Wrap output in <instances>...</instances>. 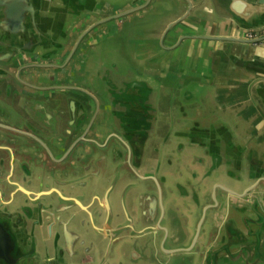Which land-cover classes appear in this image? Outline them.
Returning <instances> with one entry per match:
<instances>
[{"label": "crops", "instance_id": "1", "mask_svg": "<svg viewBox=\"0 0 264 264\" xmlns=\"http://www.w3.org/2000/svg\"><path fill=\"white\" fill-rule=\"evenodd\" d=\"M13 1L17 3L19 12L25 13V16L31 11L35 13L40 35L31 28L30 22L32 31L30 40L21 33L15 35L5 32L10 24L7 23L10 19H7L5 11ZM116 2L121 3L118 8L110 6L115 5ZM135 7H141V9L123 18L110 19L119 12ZM150 11L160 13V17L163 12L166 13L162 18L165 20L163 27L152 35L156 41L154 48L164 52L160 68L163 71L166 69L169 73L172 68L173 75L169 81L171 89L177 87V90L187 94V98L193 95L198 98L201 94H207L213 108L223 110L226 117L227 114L237 117L238 124L242 122L240 128H237L242 138L241 142H237L240 148L254 147L251 144L253 138H258V142L262 143L264 117L258 108L260 106L264 111V45L208 38L211 36L241 37L245 30V27H241L232 18L217 13L212 0H0V69L9 71L8 84H10L9 91L5 89L0 91V126L16 127V124L21 121L22 109L16 104L23 97L44 99L50 96H68L75 97L77 101L83 100L76 94L80 92L76 89L82 88L88 92V88L84 87L79 80L75 81L74 75L79 74L84 62L86 42L102 28L118 31L123 26V20H129L132 15L140 17ZM182 17H185L183 21L169 28L172 22ZM107 18L110 20L88 30L96 22ZM27 26L25 21L19 28L22 30ZM10 37L13 41L7 42ZM15 50L19 53L12 56V51ZM72 52V56L68 59ZM153 67H155L154 64ZM31 74L36 77L28 82L34 86H27L26 81ZM100 76L110 86L111 96L108 97L107 108L115 112L119 133L107 131L108 133L98 134L100 135L98 141L101 143L111 141L114 133L124 137L129 128L133 131L142 129L143 133L152 130L156 119V110L152 101L153 87L145 81L127 82L121 86L114 85L110 75L100 74ZM53 87H69V89L53 90ZM75 87L78 88L74 91ZM93 112L94 109L91 113ZM221 119L228 121L223 117L220 121ZM218 122V120H208V122L196 120L193 127L173 129L171 136L174 140L171 145H175V148L182 143L179 149L181 153L186 148L190 149V152L179 162L183 163V166L179 167L178 173L173 178L170 175L172 164L167 162L160 168L155 152L152 148L148 149V142L142 146L137 142L136 134L131 138L135 149L130 155V160H133L131 163L138 168L143 177L172 178V183L168 180L162 183L166 216L160 227L153 224L154 227L151 228L138 222L144 212L155 209L157 213H160L159 193L155 188L151 192L148 190L141 193L140 207H136L134 199L137 194L133 191L134 189L127 190L126 186L124 191L123 187L126 183L117 185L109 193L110 207L104 188L92 198H83L66 189L65 183L68 180L66 176H56L57 182L51 180L49 188L39 190L28 186L27 165L23 166L24 163L21 162L16 165L15 170H10L6 163L5 179L11 181L13 185L4 194L1 192L3 189L0 188V221L6 230L10 229L12 234L7 240L13 244L11 248L14 257H23L31 249V243L34 241L35 253H39L40 264H60L61 262L68 264H200L201 244L197 243L190 247L202 207L209 203V190L203 192L201 188L205 182H209L210 185L215 183L210 181L211 174L216 172L210 171L213 164L211 154L223 156L227 154V150L216 147L217 151L212 153V150L210 153L207 151L208 148H202L200 151L196 149L197 144L193 140L214 136L212 130L218 129L220 126ZM209 125L210 129L205 127ZM221 125L224 126V124ZM0 132L4 130L0 129ZM61 135H65L64 129L61 130ZM167 135L168 133L164 132L162 139L165 140ZM190 136L194 139L192 140ZM76 137L82 139L84 136L78 134ZM85 137L95 139L93 129ZM71 144L72 141H69L64 146L60 145L62 150L54 151V157L64 158L72 149ZM83 145H85L84 141H80L71 150L73 156L81 157ZM120 156L122 154L117 148L114 153L111 152L110 159L117 164L120 162ZM263 156H255L257 163H264ZM234 157L235 155L230 159ZM176 164L178 163H174ZM84 165L87 167L85 173L87 177L93 175L97 176L95 177L97 179H104L103 171H99L100 162L88 166V162L83 161ZM175 167L177 166L172 169ZM125 168L127 172H131L127 165ZM254 176H259V173L251 177ZM212 178L218 181L215 176ZM113 180L115 181L114 176L110 181ZM225 182L227 183V180ZM80 183L84 184V179ZM116 184L117 182H114V187ZM211 190L212 188L210 192ZM43 192L52 194L51 196L55 199L54 212L48 210L47 198L40 197ZM121 195H124L126 205L134 217L136 226L132 229L119 230L121 225L127 223L123 212L124 204L120 203ZM14 198L21 200L18 207L11 206ZM6 208L9 213H12L11 217L4 215L3 210ZM16 210L20 213V221H24L27 225L24 231L13 227L18 219L13 214ZM81 211L82 217L78 221L68 219L67 215ZM110 211L114 215L112 220L106 215V212ZM94 212L102 214L94 218ZM51 214L61 217L65 225L55 224ZM118 214L120 217L116 218ZM110 217L112 216L109 215ZM210 219L212 220V216ZM157 228L160 229L156 230ZM97 241L101 242V248L98 247ZM184 248H190V250L184 251ZM0 264H4L1 258Z\"/></svg>", "mask_w": 264, "mask_h": 264}, {"label": "water", "instance_id": "2", "mask_svg": "<svg viewBox=\"0 0 264 264\" xmlns=\"http://www.w3.org/2000/svg\"><path fill=\"white\" fill-rule=\"evenodd\" d=\"M212 1L214 2V7L217 13L228 16L235 20L241 27H245L244 32L264 27V0ZM139 9H141V7H135L119 12L110 17V19L112 20L123 17ZM5 12L7 19L11 20H7V23L10 24H8L5 32L15 35L19 33L24 34L27 40L32 39L31 28L38 33L36 16L33 11L25 16V13L19 12L17 3L13 1L10 5H8ZM28 18H30V21H28ZM184 18L185 17H182L172 22L169 25V28L183 21ZM110 19L107 18L100 22H96L94 25L89 27L88 30H91L94 26L105 21H109ZM25 21L28 26L20 30L19 27H21L22 23ZM29 22L31 24V28ZM208 38L217 40H232L252 44H257L264 39V37L246 39L243 36H211ZM12 41L13 39L10 37L7 42ZM12 52V56L19 53L17 50ZM72 54L73 52L70 53L68 59L72 56ZM31 67L36 68V66ZM35 77L36 76H34V74L28 76L26 85L34 86L28 81L34 80ZM20 79H22V77H20ZM8 82L9 71L1 68L0 91L2 89L9 91ZM76 88L78 87L73 89ZM58 89L67 90L69 87H53V90ZM79 90H82V92H85L92 97V95L85 89L81 88ZM50 98L56 97L50 96ZM57 98L61 102L57 104L58 106L55 108L50 106L48 101L44 103L42 99L39 98L23 97V99L21 98L20 102L17 104V106L22 109L20 112L21 121L16 124V127L0 126V129L4 130V132H0V188L3 189L1 192L4 194L5 191L13 185L11 181L5 179L6 165L8 164L10 170H15L16 165L23 162V166L27 165L26 167H28L29 170L27 174L28 180L26 179L28 186L43 190L44 188H49L51 184L49 181L53 180L54 182V178H56V176H66L68 180L65 183V186L67 189H70L69 192L80 195L83 198H92L101 189L103 179H94L92 177L97 176L93 175H89L87 177L85 174L87 167L85 165L83 166V161L88 162V166H91L93 163L100 162L99 171H103L102 174L104 179L110 180L112 176H114L115 182H117L115 187L113 183L111 189L106 192L105 196L108 198L109 206L111 207L109 193L112 192L113 188L115 189L117 185L126 183L127 185L129 184L128 186L130 188L135 190V194L137 195L134 199V205L137 203L138 207H140L139 195L143 192H147L148 190L151 192L152 189L155 188L159 193L160 213H157L153 208L155 213H153V211L144 212L141 214L138 222L147 225V227L150 226L151 228L154 227L153 224L160 227L162 225L161 222L165 220L166 216V202L162 183L167 180L169 183H172L171 180L175 177L174 175L178 173L179 168L175 167L173 168L174 170L171 168V179H161L158 177L148 178L143 177L138 171V168L133 166V160H130V155L133 154L135 149V145L131 141V138H133L136 134L135 136H137L136 138L139 144L142 146L145 145L146 142L149 144L154 128L150 131L147 130L144 133V130L142 131V129L133 131L129 128L126 130V135L124 137H121L118 133H114L112 139L110 138L111 141L109 140L106 143H101L98 141L100 139L98 138L100 137L98 134L108 132L113 133L114 130L112 123L103 122L102 125L97 126L96 122L92 121L90 122L91 124L85 128V124L88 120V113L85 111V108H83L85 113L82 115L77 113L78 109L82 105V102L73 101V99H66V96ZM34 102H36V105ZM42 109H46L49 112L48 117L45 119L43 118L44 115L41 112ZM258 109L264 117L263 109L260 106ZM27 111H30L33 116L29 115ZM206 125H208V123ZM50 127L55 128L51 130L52 128ZM205 127L208 129L211 128L210 125ZM220 128H226L229 131V142L222 138L219 140L216 139V141H219L221 146L227 150V154L223 156L221 154H211L213 157V164L210 171L216 172L213 175L211 174L210 181L215 183L210 185L209 182H205L202 185L201 189L203 192L209 190V203L208 205L202 207L201 216L198 220L193 242L190 248L195 246L197 243L201 244L202 258L200 264H264V163H257L251 146L246 148H240L237 146V142L242 139L241 136L239 137V135L225 125L218 126V129ZM62 129L65 130L64 136L61 135ZM91 129L94 131L95 139H86L85 136ZM212 131L214 132V130ZM219 133L220 130L216 134L220 135ZM78 134H82L84 137L82 139H78L79 137H76ZM168 138H171L170 133H168L165 140ZM190 138H192V140L194 139L192 136H190ZM215 138L216 136L213 135L207 138L200 137L195 138L193 142L203 149L208 148L207 151L209 153L212 150V153L215 152V150L217 151L216 145L214 144L216 142L214 141ZM46 140L49 141L46 142ZM69 141H72V149L75 148L80 141H84L85 145L82 146L83 149L81 157L78 158L73 156L74 154L71 149L64 158L56 159L54 157V151L57 149L62 150L60 145L64 146ZM166 142L167 141L164 143ZM181 144H178L173 151H178L181 148ZM117 148L118 152H120L122 156L119 158L120 162L116 164L110 159V154L111 152L114 153ZM150 148H152L153 152H157V147L154 146V144L151 145ZM233 155H235L234 159H230ZM245 160L248 163V166L244 171H242L245 168ZM158 163L161 168L163 164H160L159 160ZM126 165L140 180L135 183H130L131 179L129 174L131 172H127V169L125 168ZM174 166V164L171 165V167ZM119 169H121L119 172L122 173L121 175L116 174ZM220 170H222L221 173ZM257 173H259V176L251 177L253 174L255 175ZM212 176L218 178V181H214ZM116 178H118L117 181ZM82 179H84V184L80 183ZM226 180H229L230 183L227 184L225 182ZM211 188L212 190L210 192ZM51 195L52 194L43 192L40 194V197L47 198L46 201H49V205H47L48 210L50 212H54L56 203H54L55 199ZM122 203L124 204L123 212L127 223L121 225L119 230L132 229L136 226V224L131 211L126 205L127 202L124 195ZM20 204L21 200L16 198H14L11 202V206L14 207H18ZM3 212L4 215L10 217L12 216V213L8 212V208L4 209ZM13 214L18 217L13 227L16 229L21 228L20 231L26 230L27 225H25L24 221H20V213L18 210L14 211ZM101 214L102 213L99 212L93 213L94 218L100 217ZM106 215H108V219L110 220H112L114 216L112 211L106 212ZM109 215L112 217L109 218ZM211 216L212 220L210 219ZM67 217L72 221H78L82 217V211L74 213L70 216L67 215ZM115 217L118 218L120 215L118 214ZM51 218L55 224L65 225L62 222L61 217L51 214ZM208 219H210V222H208ZM1 222L2 221H0V258L3 260V263L40 264V261L38 260L39 253H35L34 241L31 243V249L23 257H14L11 248L13 244L7 240V238L9 239L11 236L10 231L6 230V228L2 226ZM158 229L160 228H157L156 230ZM87 233H89V231H87ZM97 245L101 248L100 241H97ZM190 248H184L183 250L187 251L190 250ZM46 251L49 252V249L46 248ZM60 264L68 263L61 262Z\"/></svg>", "mask_w": 264, "mask_h": 264}, {"label": "rangeland", "instance_id": "3", "mask_svg": "<svg viewBox=\"0 0 264 264\" xmlns=\"http://www.w3.org/2000/svg\"><path fill=\"white\" fill-rule=\"evenodd\" d=\"M120 5L121 3L116 2L115 5L110 6H114L116 9ZM164 14L166 13L163 12L161 14L163 17H160V13L150 11L140 17L132 15L129 20H123V26L118 31L112 30V28H102L96 31L91 40L84 45V62L81 65L79 74L74 75V80H79L92 95V97L90 96L94 103L92 121H95L97 126L102 125L103 122L112 123L113 130L118 133L119 125L115 112L113 109L107 108L108 97L111 96L109 93L110 86L101 78L100 74L110 75L114 85L119 86L127 82H148L153 87L152 101L156 110L154 130L148 149L154 144L157 147L155 155L160 164L165 166L167 162L169 164L178 163L175 166L179 168L183 166L179 162L184 159V155L190 152V149H184L183 153L180 150L173 151L174 147L171 145L174 140L173 136L163 140L164 132L171 134L176 127H193L196 120L200 122L218 120V124L226 125L240 137L241 134L237 128H240L242 122L238 124L237 117H231L228 114L226 117L223 110L213 108L207 94H201L198 98L194 95L187 98V94L184 91L177 90V87L171 89L169 81L173 75L172 68L170 73L164 69V73L160 68L164 52H160L156 47L154 48L156 41L153 35L163 27L165 23V20L162 19ZM165 59L164 64L166 63ZM153 64L155 67H153ZM27 113L33 116L30 111H27ZM221 117L226 118L228 121L222 119L220 121ZM245 125L247 126V124ZM50 128L53 130L55 127ZM257 139L253 138L251 144L254 146L252 147L253 153L258 157V155H264V139H261L263 140L262 143L258 142ZM165 141L167 142L164 143ZM196 146V149L201 151L202 147ZM247 166L248 163L245 160V168L242 171ZM120 170H117V175L122 174L119 173ZM222 170H220V173ZM227 183H230V181L227 180Z\"/></svg>", "mask_w": 264, "mask_h": 264}, {"label": "flooded vegetation", "instance_id": "4", "mask_svg": "<svg viewBox=\"0 0 264 264\" xmlns=\"http://www.w3.org/2000/svg\"><path fill=\"white\" fill-rule=\"evenodd\" d=\"M20 80H22V79H20ZM9 87H10V84H9ZM79 90V89H78ZM74 91H75V89H74ZM80 92H77L76 94L77 95H80V97L83 99V100H80L81 102H82V105H81V107L78 109V111H77V113L80 115H82L83 113H85L84 112V110H83V108H85V111L88 113V120H87V123L85 124V128L86 127H88L89 125H90V122L92 121V118H93V115H94V112L93 113H91V111L93 110V100L90 98V95H88V94H86L85 92H82V90H79ZM32 99V98H31ZM66 99H73V101L75 100V101H77V99H75V97H68V96H66ZM32 100H34V99H32ZM42 101L44 102V103H46V101H48V103H49V105L50 106H53V107H57L58 105L57 104H59L61 101L56 97V98H50V97H46V98H44V99H42ZM79 101V100H78ZM51 103H53V104H51ZM18 104V103H17ZM16 104V105H17ZM34 104L36 105V102H34ZM42 114L44 115L43 116V118L45 119V118H47L48 117V114H49V112L46 110V109H42ZM79 158V157H78ZM132 173V172H131ZM129 174V177H130V183H135V182H137L138 180H140L134 173H132V174ZM68 175V174H67ZM136 177H135V176ZM92 178H94V179H96L95 177H92ZM149 178V177H148ZM55 180H57V177L56 178H54V182H57V181H55ZM111 180V179H110ZM110 180H106V179H103V181H102V187H101V189L102 188H104V191H106V192H108L110 189H111V186H112V183H113V181H110ZM148 182V181H147ZM129 185V184H128ZM127 184L123 187V189H124V191H126V186H127V190H129L130 189V187L128 186ZM66 189H67V187H66ZM100 189V190H101ZM68 191L70 190V189H67ZM99 190V191H100ZM134 192H135V190H133ZM121 197H122V200L120 199V203L121 204H123L122 203V201H123V195H121ZM136 207H138V205H137V203H136V205H135ZM10 230V229H9ZM11 236H12V234H11ZM13 238V237H12ZM14 239V238H13ZM14 241H15V239H14Z\"/></svg>", "mask_w": 264, "mask_h": 264}, {"label": "built area", "instance_id": "5", "mask_svg": "<svg viewBox=\"0 0 264 264\" xmlns=\"http://www.w3.org/2000/svg\"><path fill=\"white\" fill-rule=\"evenodd\" d=\"M243 37L246 39H256L264 37V27L255 30H248L244 32ZM259 43L264 45V39L261 40Z\"/></svg>", "mask_w": 264, "mask_h": 264}, {"label": "trees", "instance_id": "6", "mask_svg": "<svg viewBox=\"0 0 264 264\" xmlns=\"http://www.w3.org/2000/svg\"><path fill=\"white\" fill-rule=\"evenodd\" d=\"M219 130H220V133H219L220 135H217L216 133H218ZM228 132L229 131L226 128H220L218 130H215L214 132L212 131V133L214 134V136H216L215 139L219 140V139L222 138V139L226 140L227 142H229ZM218 142L219 141H216L214 144L216 145V147L221 148L222 146H221L220 142H219V144H218Z\"/></svg>", "mask_w": 264, "mask_h": 264}]
</instances>
